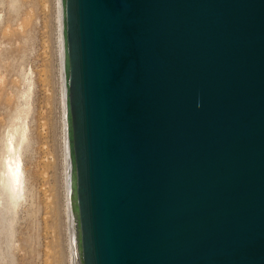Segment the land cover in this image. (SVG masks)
Here are the masks:
<instances>
[{
    "label": "water",
    "instance_id": "obj_1",
    "mask_svg": "<svg viewBox=\"0 0 264 264\" xmlns=\"http://www.w3.org/2000/svg\"><path fill=\"white\" fill-rule=\"evenodd\" d=\"M74 264H264V0H59Z\"/></svg>",
    "mask_w": 264,
    "mask_h": 264
},
{
    "label": "rangeland",
    "instance_id": "obj_2",
    "mask_svg": "<svg viewBox=\"0 0 264 264\" xmlns=\"http://www.w3.org/2000/svg\"><path fill=\"white\" fill-rule=\"evenodd\" d=\"M59 0H0V264H74ZM13 146L21 181L4 161Z\"/></svg>",
    "mask_w": 264,
    "mask_h": 264
},
{
    "label": "bare ground",
    "instance_id": "obj_3",
    "mask_svg": "<svg viewBox=\"0 0 264 264\" xmlns=\"http://www.w3.org/2000/svg\"><path fill=\"white\" fill-rule=\"evenodd\" d=\"M63 102H64V91H63ZM63 110H64V113H63L64 114V133H65V144H66L65 109ZM8 148H9L10 154L5 158V161H4V174L7 175L6 177H7L10 188L13 191H16L20 186L22 167H21L20 157L18 153L15 151L14 146H13V136L10 137V145L8 146ZM66 158H67V146H66ZM68 209H69V200H68Z\"/></svg>",
    "mask_w": 264,
    "mask_h": 264
}]
</instances>
